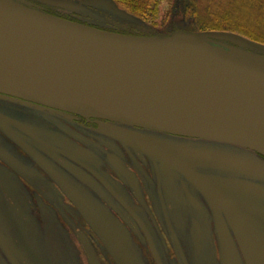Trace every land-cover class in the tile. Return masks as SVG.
<instances>
[{
	"label": "flooded vegetation",
	"instance_id": "1",
	"mask_svg": "<svg viewBox=\"0 0 264 264\" xmlns=\"http://www.w3.org/2000/svg\"><path fill=\"white\" fill-rule=\"evenodd\" d=\"M35 106L0 93V264H247L226 198L264 244V156Z\"/></svg>",
	"mask_w": 264,
	"mask_h": 264
},
{
	"label": "water",
	"instance_id": "2",
	"mask_svg": "<svg viewBox=\"0 0 264 264\" xmlns=\"http://www.w3.org/2000/svg\"><path fill=\"white\" fill-rule=\"evenodd\" d=\"M219 40L253 43L217 32L124 34L0 0V93L264 156V57ZM221 201L245 262L264 264V244L236 214L238 203Z\"/></svg>",
	"mask_w": 264,
	"mask_h": 264
},
{
	"label": "trees",
	"instance_id": "3",
	"mask_svg": "<svg viewBox=\"0 0 264 264\" xmlns=\"http://www.w3.org/2000/svg\"><path fill=\"white\" fill-rule=\"evenodd\" d=\"M65 1L79 3L84 0ZM111 1L116 8L136 16L142 22L149 21V26H144L140 35H168L176 30L219 32L236 35L264 46V0H244V3L242 0ZM160 3H165L166 21L169 20L163 31L150 26L154 24L150 22V19L157 14ZM47 11L52 12L51 10ZM58 15L72 19L65 13Z\"/></svg>",
	"mask_w": 264,
	"mask_h": 264
},
{
	"label": "rangeland",
	"instance_id": "4",
	"mask_svg": "<svg viewBox=\"0 0 264 264\" xmlns=\"http://www.w3.org/2000/svg\"><path fill=\"white\" fill-rule=\"evenodd\" d=\"M18 3L24 4L26 6L39 9V10H51L56 14H68L70 16H75L79 21L89 24L91 26L100 27L103 29H111L119 32L126 33H134L141 34L142 30H144V26H149L148 22H142L139 18L134 15L127 13L122 9H114L111 0H84L82 2H92L89 4H82L79 7L72 6H62V7H47L45 5L40 4L35 0H16ZM244 3V0H242ZM165 3H160L158 8V12L154 15L150 22L154 23L152 28L156 30L163 31L166 29L169 20L166 21ZM156 32V31H155ZM233 41V40H231ZM231 45L240 51H243L248 54L258 55L264 57V50H259L257 48L264 49V46H260L257 44L249 43V42H231ZM253 46V47H252ZM257 47V48H255ZM263 51V52H262ZM45 231V240L49 248L58 247L59 253L52 252L53 256H58L61 254L62 247L61 240L54 229V227L48 223H44L43 227ZM30 235V233L28 234ZM62 257V255L60 256Z\"/></svg>",
	"mask_w": 264,
	"mask_h": 264
}]
</instances>
